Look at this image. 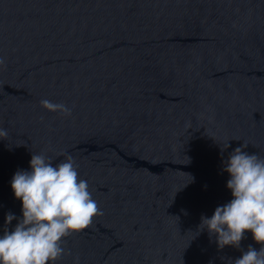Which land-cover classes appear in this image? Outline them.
<instances>
[{"label": "water", "instance_id": "1", "mask_svg": "<svg viewBox=\"0 0 264 264\" xmlns=\"http://www.w3.org/2000/svg\"><path fill=\"white\" fill-rule=\"evenodd\" d=\"M0 58V235L22 216L10 182L34 152L71 156L103 213L56 264L259 249L250 231L220 249L198 226L232 199L222 159L241 144L264 157V0H0Z\"/></svg>", "mask_w": 264, "mask_h": 264}, {"label": "clouds", "instance_id": "2", "mask_svg": "<svg viewBox=\"0 0 264 264\" xmlns=\"http://www.w3.org/2000/svg\"><path fill=\"white\" fill-rule=\"evenodd\" d=\"M4 63L0 58V66ZM40 103L50 111L71 113L62 103L48 99ZM7 135V130L0 128V137ZM246 148L241 144L222 159L232 199L217 206L211 217L202 215L198 227L214 235L220 249H240L241 240L250 231L261 246L257 250L249 245L233 264H264V157L250 154ZM29 163L31 170H17L10 182L15 198L21 201L22 216L10 211L5 214V225L14 219L17 223L0 235V264H56L65 254L64 238L87 228L95 216L103 214L71 156L53 163L45 154L33 152Z\"/></svg>", "mask_w": 264, "mask_h": 264}]
</instances>
